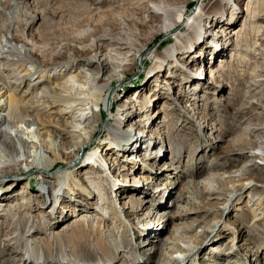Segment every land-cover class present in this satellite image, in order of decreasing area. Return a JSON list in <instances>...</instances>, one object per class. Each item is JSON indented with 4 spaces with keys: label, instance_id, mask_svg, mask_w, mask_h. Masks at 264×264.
<instances>
[{
    "label": "rangeland",
    "instance_id": "374dc122",
    "mask_svg": "<svg viewBox=\"0 0 264 264\" xmlns=\"http://www.w3.org/2000/svg\"><path fill=\"white\" fill-rule=\"evenodd\" d=\"M247 1L220 6L218 0H205L209 7H224L220 20L235 23L204 31L205 42L191 49L197 61L181 57L180 66L151 76V58L185 32L183 22L162 34L159 15L149 11L151 22L145 25L141 18L147 16L148 6H127L128 0H0V18L14 17L22 24L23 39H31L34 47L61 53L56 65L73 56L69 53L76 44L103 33L127 35L147 51L130 58L135 63L128 71L101 73L103 93L114 91L112 106L108 110L105 102L93 109L98 128L79 148L83 138L68 133L72 123L62 116V106L29 114L36 123L33 128L43 127L39 138L45 143L36 138L29 151L38 149L50 160L58 157L50 171L62 174L42 180L40 172L31 169L11 180L26 161L2 172L11 181L0 178V264H264V160L257 138L264 134V19H249L255 9L246 16ZM80 2L93 7L82 8ZM182 4L184 21L201 2L172 0L170 6ZM245 23L255 25L229 38ZM82 30L89 31L85 38L74 36ZM217 31H224L225 38ZM85 51L87 56L94 53ZM201 65L206 77L195 85L188 75ZM60 67L50 69L48 80L36 89H29L27 81L9 85L6 94L19 98L29 111L43 90L58 93L55 86L60 83L72 92L68 76H75L79 86L84 77H94L89 75L94 65ZM61 72L62 78L50 76ZM3 104L6 114L8 101ZM134 104L133 111L145 110L132 120L135 134L143 136L136 145L141 151L117 166L112 163H122L123 153L108 152V174L95 162L83 163L88 152L110 141L119 119L123 124L117 137L124 136L131 125L124 122ZM89 130L83 126L81 133ZM58 183L62 189L68 184L63 193ZM6 187H15L9 197L1 193Z\"/></svg>",
    "mask_w": 264,
    "mask_h": 264
},
{
    "label": "bare ground",
    "instance_id": "6f19581e",
    "mask_svg": "<svg viewBox=\"0 0 264 264\" xmlns=\"http://www.w3.org/2000/svg\"><path fill=\"white\" fill-rule=\"evenodd\" d=\"M128 1L131 2V5L127 6H148L146 12L147 16L141 18V21L145 25L151 22L147 18L149 17V11H152L154 14H158L159 18L161 19V25L158 29V32L162 34L166 35L173 32L176 27H178L180 22H183V25L186 28L184 33H179L175 36L172 43L165 46V48L159 53L153 55V57L151 58L152 67L149 71L151 76L156 75L158 72L163 74V72H166V69L170 72L171 68H173V65L175 64V66H180L179 58L181 57L182 61H185L187 58H191L190 61L193 62L197 61L193 54L194 51L191 52V49L194 50L199 47V44L205 42V36H202L203 33L214 31L215 29H211L216 27L217 24H219L220 26H224V24L233 25V23H235V21L228 23L227 19L220 20L221 18H223V14L225 12L224 7L220 6L224 3H229L230 0H218L220 3V6L218 8L209 7V4H204L205 0H199L201 4H199L194 12H192V14L188 16V18H186L184 21L183 19L186 13V4L170 6L172 0H157L155 3L145 2V0ZM80 7L90 9L93 6L85 2H80ZM253 9L256 10L255 14L249 16L248 14H250L251 10ZM244 11L247 12L246 16H249V19L252 22L255 23L256 21H263L264 0H259V2L258 0H248L247 9ZM254 23H248V26H246V23L241 25L240 29L235 30L234 32H230L229 38L233 36L239 37L240 35L244 34L246 30L252 29L255 25ZM20 25L22 24L15 21L14 17H12L11 15L8 17V19L0 18V98L8 101L7 112L6 114H2V112L4 111V104L3 100H0V178H6L5 174H3L2 172L9 166H12L14 163L20 164L23 161H26L28 163H26L25 168L18 167L16 168L17 170L12 173L15 176H18L19 174L20 175L11 180L16 181L20 179V177L23 176L22 174H24L25 172H29L31 169L39 171L40 173L38 175L43 176L42 180L51 178L57 179L60 177V174H62V172L51 173L50 170L52 169L53 163L55 164L58 160V157L50 160L47 158L49 154H43V152L41 153V151L38 149L33 153L29 151L30 144H36V138L37 141L40 142V144H45L39 138L43 127L39 126L37 128H33L36 123L35 120L29 117V114H31L33 110L38 113L40 109L46 108V106H62L63 108L60 109L62 116L65 119H70L72 123V126L70 127L71 130L68 131V133L72 137L79 138L82 136L83 138L80 141V144L78 146L79 148L93 137L92 135L95 128H98L99 120L96 119V114L94 112L95 110L93 109L95 107L98 108L100 104H105V102L108 105V110H110V107L112 106V94L114 91L112 90L109 93H103V85L99 83V79L102 75L101 73L108 72L109 74L113 75L116 72L119 73L128 71L130 65L132 63H135V59L130 58L132 56L136 57V55H143V53H146L147 51L146 47L144 48L142 46H139V42L137 40H133L127 35H125L124 37H118L110 35L108 33H103L101 35L93 37L87 43L76 44L78 45V47L72 48V51H70L69 53V55L73 56L68 57L64 63L56 65L55 61L60 59L62 54H49L34 47L28 35L27 36L30 40L25 41L19 32ZM31 27L32 26L29 24L27 26V30L30 31ZM217 32L220 35V38L224 37V31H221V33H219V31ZM7 34L8 36H6ZM88 34V30H82L75 33L74 36L81 37L79 39H83ZM16 43H18V45L20 46H16ZM243 47H245V42L243 43ZM88 49L92 50L94 53L87 56L88 53H86L85 50ZM34 54H36L37 57H34ZM178 54L181 56H179ZM81 62H83V64L87 67H91L92 65H94L95 70H92L89 73V75L94 74V77H84V81L81 82V86H79L76 85L77 81L75 80V76H68L66 81L71 82L73 86L72 92L66 91L63 88V85H61L60 83L55 86L58 93L47 92L46 90H43L41 94L38 93L36 95L37 99L35 103L37 105H35L34 107L29 106V111L26 105L22 106L20 104L19 98L14 99L12 97V94H6L7 91L9 92V90L7 89L9 85H23L27 83V81H29V89H36L42 82L48 80L47 78L49 77V75L47 74L50 69L55 70L56 67H59L60 69V66H63L64 69H67L68 67L75 66ZM53 64H55L56 66H54ZM43 65H50L51 67H44ZM181 66L185 67L184 64H182ZM86 69L88 68H83L82 71ZM188 71L189 70H186L185 74H187ZM63 74V72L53 73L50 76H58V78H62ZM167 76L169 77L171 75ZM188 76H190V82H194L196 85L203 80V77H206V72L201 65L200 67L195 68L194 71L190 72ZM174 79L175 81H177L176 77ZM159 88L163 89V87L161 86H159ZM205 89L206 88L204 87L200 90L202 92H205ZM155 93L159 94V89H157ZM88 102L90 103V105L88 104ZM134 108H136V104L129 108L132 109V113H130L126 117L124 125H131L125 131L124 136L122 138L117 137V134L119 133L118 130H120V126L123 124V120L119 119L116 122V131L112 135V138H110V141L109 138H107L108 140L99 144V147L93 149V151L88 152L83 160V163L95 162L98 168H101L103 172L108 174V168L106 165L107 163L104 159L105 155H107L108 152H112L114 154L115 152L123 153L122 157L124 156L125 159H122V163H118L117 161H113L112 163L114 166H117L124 164V162H128L131 156L133 157L136 153H138V151H141L136 147V145L142 140L143 136H137L135 134V130L133 129L135 124L132 122V120L135 119L133 117H137L140 113L145 112V110L142 108L139 110V112H135L133 111ZM37 120H40L39 115L37 117ZM262 121H264V119H262ZM39 125L43 124L40 122ZM87 125L89 126L90 130L86 131V134L83 135L81 133L82 128L83 126ZM102 127H104V125ZM260 128L261 127H259V129ZM263 137L264 134H262V136H257V138L261 140V142H259V146L261 149L260 153L263 156L264 160ZM116 140L117 142L116 144H114ZM106 142H108L109 144L106 145ZM100 148L104 149V153L99 150ZM72 161H75V159ZM121 170H126V167H123ZM44 172H46L47 174H45ZM71 172V174H73L76 171L72 170ZM11 180L10 178H7L4 179V182H10ZM51 184L52 183L49 184L50 188H52ZM66 186L68 187V184L63 183L64 189H62L61 185L59 183L57 184L58 190L62 193L64 192ZM6 188L7 189H5V191L1 192L2 195L4 194L8 196V194H13L15 192V187ZM106 195H110V193L106 191ZM55 198H59L57 194L55 195ZM60 200L62 199L60 198ZM111 209L115 210L110 207V210ZM9 218V221H12L13 223H15V221L17 220L10 214ZM1 221L3 223H6L5 219H1ZM96 232H98V230H95V233ZM66 236L71 237L69 234H66Z\"/></svg>",
    "mask_w": 264,
    "mask_h": 264
}]
</instances>
